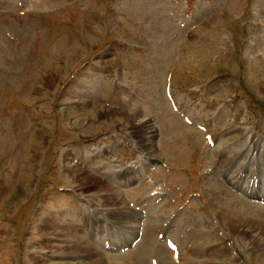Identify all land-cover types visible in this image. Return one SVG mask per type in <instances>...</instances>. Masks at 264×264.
Masks as SVG:
<instances>
[{
  "label": "rangeland",
  "instance_id": "rangeland-1",
  "mask_svg": "<svg viewBox=\"0 0 264 264\" xmlns=\"http://www.w3.org/2000/svg\"><path fill=\"white\" fill-rule=\"evenodd\" d=\"M261 150L264 0H0V264H264Z\"/></svg>",
  "mask_w": 264,
  "mask_h": 264
},
{
  "label": "bare ground",
  "instance_id": "bare-ground-1",
  "mask_svg": "<svg viewBox=\"0 0 264 264\" xmlns=\"http://www.w3.org/2000/svg\"><path fill=\"white\" fill-rule=\"evenodd\" d=\"M254 150H256V149H254ZM259 151H260V149H259ZM258 151V152H259ZM261 153L262 154H258V155H256L254 158H253V160L255 159V161L252 163L254 166H253V173H257L258 172V169L257 168H255V165H257V164H255L256 163V160H257V157L258 156H260L262 159H264V151H262L261 150ZM80 174V173H79ZM119 176V175H118ZM84 177V176H83ZM255 177H256V179H258L259 178V176L258 175H255ZM91 182L93 181V180H90ZM120 183V181L118 180V184ZM246 183H248V182H246ZM103 184V183H102ZM82 185V184H81ZM93 187H89V186H87L88 187V189L90 190V189H92V190H94V189H96V188H98V183L97 182H94L93 184ZM104 186H106V185H104ZM101 188V187H100ZM103 188H106L107 190H109L108 188H110V187H108V186H106V187H103ZM105 189V190H106ZM110 191V190H109ZM89 192V191H88ZM102 192V191H101ZM107 193V192H106ZM104 194V193H103ZM109 194H111V193H108V194H105V195H109ZM114 200L117 202V200H120L119 199V195H118V193H117V191H114ZM113 198H111L110 197V195L108 196V199L110 200V201H113ZM102 200H103V198H102ZM121 204V202L120 203H118V205H120ZM230 204V203H229ZM231 205V204H230ZM232 206V205H231ZM240 209H241V214L240 215H235L234 213V215L232 216L230 213H227V214H224V216L225 217H227L228 218V220H229V224L232 226V230L234 231H238L239 229H241V230H245V228L243 227V225H245L244 223H245V220H247V219H245V217H244V212H242V208L240 207ZM228 211V210H227ZM226 211V212H227ZM133 212H135V217H136V215L138 214V211L136 210V209H134L133 210ZM58 219V218H57ZM93 221H95V220H92V218H86L85 219V222H84V224H85V228H87V226L89 225L90 227L91 226H93V225H96L97 226V229H96V231L94 232V233H92V234H95V238H92V237H90V241H88L89 243H91L92 245H96V243H97V240H104V238L101 236V234H100V227H101V224H102V220L100 219V221L99 222H93ZM133 221H135L134 223H136L137 221H136V219L134 218V220ZM232 222L233 223H235L234 225L232 224ZM38 223V222H37ZM252 223H254V222H252ZM260 223V222H259ZM71 223H69V226H67V228L70 230V228L71 229H73V231H74V229H77L76 227H71L72 225H70ZM239 224H242V225H239ZM255 224V223H254ZM238 225L239 226H242V227H238ZM75 226V225H74ZM262 226V225H261ZM80 228V227H79ZM253 228V227H252ZM254 229V228H253ZM252 229V230H253ZM261 229V228H260ZM262 231H263V233H264V226L262 227V229H261ZM77 231H80L79 229H77ZM254 231V230H253ZM79 233V232H78ZM78 233H76V232H71L70 231V237L69 238H71L72 239V241H73V246H72V254L73 255H79V254H82V257H85L88 261H90V264H103L104 262L102 261L103 259H102V257H101V254L100 253H98V251L96 250H94L93 249V246L91 245V244H89L86 240H85V238L84 237H82L81 235H79ZM81 233V232H80ZM89 235V234H88ZM62 236V235H61ZM108 239H109V237H108ZM106 240H107V237H106ZM65 242V241H64ZM105 245V244H104ZM112 245L113 246H115L113 243H112ZM105 247L106 248H108V249H111V246L110 247H107L106 245H105ZM81 252V253H80ZM99 257H101V261L103 262H101L98 258ZM209 261V260H208ZM212 262V261H211ZM37 264H40L41 263V260H39L38 258H37V262H36ZM84 264V263H83ZM89 264V263H88Z\"/></svg>",
  "mask_w": 264,
  "mask_h": 264
}]
</instances>
